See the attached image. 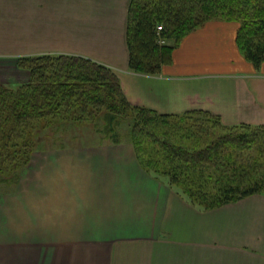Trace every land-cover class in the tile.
I'll use <instances>...</instances> for the list:
<instances>
[{
  "label": "crops",
  "instance_id": "crops-1",
  "mask_svg": "<svg viewBox=\"0 0 264 264\" xmlns=\"http://www.w3.org/2000/svg\"><path fill=\"white\" fill-rule=\"evenodd\" d=\"M130 1L0 0L1 82L30 80L21 55L80 56L115 69L135 106L264 127V61L241 54L237 24L208 22L160 74H141L129 68ZM98 144L33 153L15 213H0V264H264V194L203 210L129 143Z\"/></svg>",
  "mask_w": 264,
  "mask_h": 264
},
{
  "label": "trees",
  "instance_id": "trees-1",
  "mask_svg": "<svg viewBox=\"0 0 264 264\" xmlns=\"http://www.w3.org/2000/svg\"><path fill=\"white\" fill-rule=\"evenodd\" d=\"M210 20L239 22L244 56L255 66L262 64L264 0H131L130 70L160 74L178 44ZM18 66L30 72L28 82L0 80V182H11L28 166L40 132L96 121L104 113L110 125L131 116L139 163L201 209L264 194V127L225 126L202 110L166 115L135 106L117 71L85 57H23ZM151 126L156 132L148 134Z\"/></svg>",
  "mask_w": 264,
  "mask_h": 264
},
{
  "label": "rangeland",
  "instance_id": "rangeland-1",
  "mask_svg": "<svg viewBox=\"0 0 264 264\" xmlns=\"http://www.w3.org/2000/svg\"><path fill=\"white\" fill-rule=\"evenodd\" d=\"M208 22H226V23L237 24L239 27L238 32H237V44H238V48H239L241 54L244 56V53L241 49V45L239 43V40H240L239 39V31L241 28V24L239 22H234V21L231 22V21H226V20H210V21H207L202 27H204ZM202 27H200L199 29H201ZM199 29H197V30H199ZM197 30H195V31H197ZM195 31H193V32H195ZM193 32H191V33H193ZM183 40H185V39H183ZM164 43H165L164 41L161 42L162 45ZM167 43H172V41L168 40ZM180 44H178L177 48L180 46ZM174 54H175V52H174ZM23 57H36V56H28V55L22 56L21 55L20 57H17V60H18L17 63L18 64H19V59L23 58ZM173 60H174V55H173L172 62H173ZM249 62H251V61H249ZM0 63H3V62H0ZM101 64H104V63H101ZM170 64L164 65L163 68L167 65H170ZM104 65H106V64H104ZM106 66H108V65H106ZM163 68H162V70H163ZM20 69L26 70V69H22V68H20ZM113 70H115V69H113ZM12 84H14V83H12ZM12 84H10V85H12ZM119 121H120L119 125H115V124L110 125L111 123H110L109 118L106 117L103 113L100 116V118L96 121H92V122L89 121V122H85V123H81V124H76L74 127L71 126L68 129L64 128L63 130L61 129L60 131L59 130H56V131L55 130H47V131L42 132V133L40 132L39 136H38V143H37L38 145H37V148L35 149V151L46 152L48 149L49 150L50 149H59L63 146L68 147V149H79V146H82V147L97 146L96 143H99V144H103V143L104 144H108V143H111V144L126 143V144H128L129 143L128 145L136 153L135 144L130 137V134H131L133 126H134V120L130 116L129 118L121 119ZM188 126H190V125H187V127ZM148 128L149 129L147 130V133L151 134V133L156 132L155 128H157V127L151 126ZM63 136H65V138H63ZM74 136L75 137L81 136L80 137L81 141L74 140ZM99 136H103L105 140L102 139V141H99L100 140ZM136 156H137V154H136ZM137 159H138V157H137ZM138 162H139V159H138ZM139 165L141 166V168L145 172H147L155 180H158L160 182L167 184L169 186V188L175 189L181 196L187 198V195H184L183 193H181L182 191L179 188L170 185L167 178L157 176L152 171H149V170L143 168V166L140 163H139ZM26 169H27V166L22 168L21 170H19L17 175H14V177L11 179V182L10 181L0 182L1 183V185H0V213H15V192H16V189H17V186H18L20 180L23 177L22 172L25 171ZM30 188H32V185H30ZM41 192L42 191L40 190V193Z\"/></svg>",
  "mask_w": 264,
  "mask_h": 264
}]
</instances>
